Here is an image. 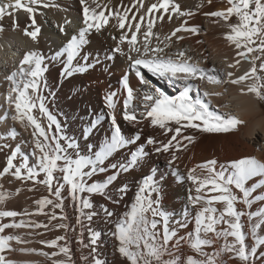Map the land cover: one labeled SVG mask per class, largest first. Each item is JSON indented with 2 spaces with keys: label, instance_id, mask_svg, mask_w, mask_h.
<instances>
[{
  "label": "snow or ice",
  "instance_id": "snow-or-ice-1",
  "mask_svg": "<svg viewBox=\"0 0 264 264\" xmlns=\"http://www.w3.org/2000/svg\"><path fill=\"white\" fill-rule=\"evenodd\" d=\"M41 2L42 0H11L7 4L0 3V19L4 16H14L19 10H24L29 14L33 26L31 31L25 29V35L36 41L41 28L36 25L35 14ZM80 3L84 5L83 26L78 32L68 36L65 27L60 26L59 31L67 37L63 47L50 56L38 50L25 52L19 67L6 77L12 85L7 97L10 105H14V114L11 115V119L25 130L31 126L33 149L30 153H25L21 149V144H17L14 149H11L6 166L0 171V177L10 174L21 182L32 181L34 184H43L57 198L53 200L44 197L35 201L37 213L42 212L46 205L63 209L62 191L67 188L71 199L78 205V225L83 223L81 217L91 223L97 215L95 211L85 212L86 209L94 208L92 196L99 195L115 204L120 203L123 196L127 194L129 186L124 183L116 189L121 194L120 199L113 198L110 188L123 174L143 168L151 154L169 153L171 159L167 163L169 167H173L178 158L173 148H185L187 144L182 141L190 144L194 140L193 136L184 135L186 129H196L206 133H227L243 123L235 116H225L210 110V101L205 98L221 93L203 90L198 82L206 80L211 84H220L224 81L213 74L215 68L202 67L200 62L194 61L184 50L172 55H163L170 45L164 43L163 47L160 46L163 42H160L158 34L153 32V19H147L146 30L143 32L144 40L138 46L137 33L141 32L142 22L146 17L159 11L168 14L167 19L171 21L172 14L185 18L191 17L193 12L182 10L176 0H155L150 4H146L145 0H134L132 7L137 13H142L131 17L137 22L125 23V20L129 19L127 10H124L123 15L118 9L110 10L108 13L109 16L116 18L120 29L131 32L130 38L127 34L119 37V43L113 51L127 59L129 71H134L141 85L151 84L144 74L143 70L146 69L152 76L166 81L169 86L178 91L174 95H169L160 88H153L151 91L144 92L142 97L138 96L137 90L130 82L129 73H125L120 81L126 93L123 98L122 118L135 131L130 135L123 133L115 114L118 93L109 92L104 97L108 109L107 117L110 120L109 134L105 135L98 147L89 143L94 130L105 119V116L100 114L82 128L80 138L84 143L81 145L79 140L68 135L61 121L50 110L49 97L54 96L55 93L49 91L45 94L44 91L48 88L44 74L50 64L61 65L60 76L69 78L76 73H86L101 63L98 56L93 58L90 53L84 52V48L89 44L87 37L91 30L95 29L99 32L109 21L103 10L97 13L96 8L101 7L97 0H92L96 8H90L86 0H80ZM212 3L213 0H207L209 6ZM227 4L228 6L223 9L205 12L204 15L216 18L214 22L222 20L227 25L229 31L225 33V39L238 50L237 56L247 60L251 65L242 75L234 76V73L230 71L227 76L230 83L245 85L240 89L242 93H254L264 98V0H227ZM50 6L48 3H43V7ZM100 17H104L100 23L89 22L90 19L96 20ZM164 18V15L156 17L161 21ZM13 26H16L15 21ZM2 30L0 28V31ZM182 30L198 34L199 26L188 27L187 19H183L180 26L172 31L170 36L164 38L165 41H171L172 37L182 40L184 37L177 36V33ZM153 36L158 41L155 46L150 43V38ZM126 40L127 50L122 46ZM107 59L111 60L113 57L108 56ZM240 62L241 60L237 59L235 65H239ZM233 66L229 65V67ZM133 101L137 103L133 105ZM141 108L143 111H140ZM8 114L7 112L4 114L5 119ZM44 120L47 121L46 124ZM145 124L151 128L161 129L162 133L165 136L170 135V138L167 142L151 135L142 139ZM8 135L15 139L18 133L13 128ZM148 146H151V152ZM3 148H10V146L5 144L0 147V150ZM122 150H127L128 155L122 160L113 162L115 156ZM14 161L17 162L14 163ZM198 167L206 170L208 174L201 178L194 175L195 169L188 170L187 180L197 185L196 194L192 195L190 192L188 196L189 205L194 212L191 221L188 219L190 215L188 207L184 209L183 218L179 220L175 219L173 213L163 209L159 193L160 184L165 177L160 174L157 179L156 169H152L150 175L142 177L134 200L126 206L127 210L116 220H112L116 213L106 205H101L105 218L112 223L109 235L113 241V248L127 264H218L219 258L225 252L231 253L238 259L239 264H254V258L257 255L264 261V235L261 234L264 232V208L245 213L238 211L235 207L238 201L249 208L255 201H264V194L253 195L258 188L264 187V161L255 156H245L219 165L217 160L212 159ZM41 174L43 179H39ZM98 174L103 176L98 178ZM172 174L179 181L185 180V176L181 175L178 169L174 168ZM253 178L257 179L248 186ZM54 181L55 186H53ZM31 190L33 189L30 188L29 191ZM20 191L21 189H16L17 193ZM208 192L214 194L207 195ZM237 192L242 195H237ZM85 193L87 195H84ZM6 199L7 194L0 191V206L5 204ZM214 202L222 203L223 211L213 207ZM217 212L219 215H216ZM31 215L27 209L23 212L0 210V220L13 218L8 223L0 222V264H17L13 259L7 258L5 253L36 251L32 248L13 247V242L28 244L31 241L25 240L20 235L5 232L9 228L48 227V225L23 218ZM245 215L250 225L248 232L244 231V225L241 223V217ZM18 216L22 217L19 222L15 220ZM56 219L57 215L53 212L49 220ZM190 222L194 225L193 230L183 236L179 235V231L186 229ZM218 224H226L227 227L217 230ZM57 227L67 229L69 225L61 223ZM87 230L91 233L89 243L84 244L83 229L79 243L90 248L92 264H108L98 252L102 233L91 228ZM33 234L27 233L29 236ZM209 234H212L215 239L223 237L224 246L211 252L206 251V248L215 244V239L209 238ZM229 237L232 238L231 242ZM249 237L250 243L246 242ZM58 241L66 243L61 246L58 245ZM40 243L59 247V253L67 257V261L54 260L53 264H69L71 261V248L68 246L66 236H58L53 240L40 241ZM183 244L191 250L190 254L181 251ZM50 255L55 257L58 253L53 252ZM81 259L87 261L88 257H81Z\"/></svg>",
  "mask_w": 264,
  "mask_h": 264
},
{
  "label": "bare ground",
  "instance_id": "bare-ground-1",
  "mask_svg": "<svg viewBox=\"0 0 264 264\" xmlns=\"http://www.w3.org/2000/svg\"><path fill=\"white\" fill-rule=\"evenodd\" d=\"M11 0H0V3L7 4ZM90 8H96V4L92 0H86ZM155 2V0H145L146 4ZM181 5L182 10L192 11L191 17L180 18L175 14L173 19H167L168 14L162 12H155L149 17H146L142 22L141 32L137 33L138 46L143 43V32L146 30L147 19H153V32L158 34L161 47L164 43H169V47L165 49L163 55H172L180 50L186 51L187 55L191 56L194 61L200 62L201 66L206 69L215 68L213 74L218 75L223 83L211 84L205 81H199V85L203 90L210 93H221L220 95H212L206 97L205 100L210 101V110L218 112L222 115L235 116L243 123L237 125L234 130L227 133H206L196 129H186L184 135L193 136L192 143L182 141L187 144V147L175 149L173 151L177 155V160L173 167H169L168 160L171 159L169 153L151 154L143 168L135 169L127 174H123L119 181L110 188V193L114 199H120V193L116 189L126 183L129 190L120 203L115 204L110 200L105 199L99 195L91 197L94 208L86 209L85 212L95 211L97 215L89 223L81 217L82 225L77 224L78 205L73 202L69 191L65 188L62 191L63 209L54 208L53 205H46L42 212L37 213V205L35 201L47 197L56 200L57 198L51 194L46 186L32 181H24L15 179L10 174L0 177V191L7 194V199L4 205L0 206V210H15L23 212L25 209L32 215L23 217L25 220L37 222L42 225H48L47 228L41 227L20 229H6V234H16L22 236L25 240H30L28 244H16L13 242V247L32 248L34 252H12L6 254L7 258L13 259L17 264H53L54 260H66L67 257L63 253H59V247H52L40 243V241H50L58 236H66L68 246L71 248V261L69 264H92V257L90 256V248L84 247V244L89 243L91 233L87 230L91 228L94 231L102 233L99 239L98 252L102 259H105L108 264H127L124 258L115 252L113 248V241L109 235V230L112 228V223L107 221L101 205H106L110 210L116 213L112 220H116L124 211L126 206L134 200L138 184L143 176L150 175L152 169H156V178L163 174L165 179L160 184V200L163 209L169 213H173L175 219H182L183 212L186 207L189 208L190 215L188 217L191 221L194 212L189 205L188 196L191 192L195 195V188L197 185L192 181L187 180V173L189 169H195L194 175L203 178L208 173L206 170L198 167L204 162L215 159L219 164H224L230 160L239 159L245 156H255L257 159L264 161V104L262 99L254 93H242L241 87L245 85H234L230 83L227 76L228 72H233L234 76L242 75L247 71L251 65L247 60L241 59L237 56V49L225 39V33L229 31L227 25L219 20L214 22L216 18L207 17L205 12L223 9L228 6L227 0H213L211 6L207 4V0H176ZM43 3H48L50 7H43ZM101 7L96 8L97 13L101 10L105 12V17L108 23L104 25L99 32L92 29L88 35L89 44L85 46L84 52L90 53L93 58L99 57L101 63L94 68L89 69L86 73H76L72 77L65 78L60 76L61 65L50 64L44 74L47 80L48 88L45 89V94L51 91L55 93L54 96L49 97V108L61 121L65 127L68 135L75 137L81 145L84 141L80 138L82 128L85 127L91 119H95L98 115L103 114L105 119L101 121L98 128L94 130L89 143L95 144L97 147L103 141L106 134H109L110 120L107 117L108 109L105 105L104 97L109 92H117V103L115 114L117 121L125 135H130L135 129L122 118L123 114V98L126 95L120 83L121 78L125 73H129L130 82L137 90V95L141 96L146 91H151L153 88H160L169 95H174L178 89L173 88L167 84L166 81L152 76L147 70H143L147 79L151 82L150 85H141L136 78L134 71L130 72L128 61L124 56L114 52L119 43V37L122 34H127L130 38L131 32L127 29H120L118 22L114 16H109L110 10L118 9L121 14L127 10L129 19L125 20L126 24H133L137 22L131 19L133 16H138L142 13H137L136 9L132 7L134 0H97ZM202 5V6H201ZM83 8L84 5L80 0H42L41 4L37 6L35 14L36 25L41 28L38 34V39L33 41L30 37L25 35V29L33 30L31 18L24 10H19L14 16H4L0 19V147L8 144L10 148H3L0 150V171L6 166L7 156L11 149H14L17 144H21V149L25 153H30L33 149V143L30 136L31 126L27 130L17 122L11 119L14 114V105H10L7 97L10 94L11 82L6 77L19 67L20 61L25 52L30 50H38L43 52L46 56H50L55 51H58L66 43L67 37L59 31V27H65L68 36L76 34L81 26H83ZM91 15V13H90ZM164 15L163 21L156 19L157 16ZM104 17L96 20H91L90 23H100ZM187 19V26H199V33L192 34L187 31L177 33V36L184 37L182 40H177L172 37L171 41H165L166 36H170L183 22ZM15 21L16 26H13ZM70 22V23H66ZM235 22V19H233ZM150 43L155 46L158 41L155 36L150 38ZM127 50V40L122 45ZM259 55V53H257ZM112 56L113 59H107ZM240 59L239 65H235V61ZM91 62V60L89 61ZM234 65L229 67V65ZM137 101H133L135 105ZM140 111H143L141 108ZM9 113L7 118H4L5 113ZM38 115V113H37ZM46 124L47 121L44 120ZM15 128L18 135L15 139L9 137L11 129ZM154 136L164 142L170 138L162 133L159 128H151L146 124L143 126V138L147 136ZM151 152V146H148ZM128 155L127 150H122L119 155L115 156L116 160H122ZM17 161H14L16 163ZM31 162V159H30ZM175 169H178L180 174L185 176L184 181H179L172 174ZM217 170L218 167H217ZM103 174H98V178ZM39 179H43V174ZM257 178H253L249 182L254 183ZM55 186V181L53 182ZM211 187V186H208ZM19 188L21 191L16 192ZM33 189L29 191V189ZM203 191V190H202ZM235 191V189H234ZM207 195L214 193L208 192ZM237 195H242L236 193ZM264 194V187L258 188L253 195ZM84 195H87L86 193ZM156 195L155 193L153 194ZM213 207L219 211H223L224 205L220 202H214ZM235 207L238 211L256 212L260 208H264V201H255L251 208L237 202ZM55 212L56 220H49L51 214ZM219 215V212L216 213ZM66 217L61 219L60 217ZM22 217H16L15 220L19 222ZM13 218H2L0 222L8 223ZM67 224V229L58 228V224ZM241 223L244 225V231L248 232L250 225L247 216L241 217ZM193 223H188L186 229L180 230L179 235L183 236L187 232L193 230ZM226 224H218L217 230L226 228ZM83 229L84 244L79 243L81 230ZM34 233L32 236L27 233ZM264 235V232H261ZM209 238L215 239L212 234ZM229 242L232 238L229 237ZM251 242L249 237L246 241ZM65 241H58V245H64ZM225 244L223 237L215 239V244L212 247L206 248V251H213L214 249L222 248ZM181 251L185 254H190L191 250L186 244L182 245ZM57 252L58 255L52 257L50 254ZM41 253H48V256ZM81 257H88L85 261ZM218 264H239L238 259L234 258L231 253H223L219 258ZM254 264H264V261L257 255L254 258Z\"/></svg>",
  "mask_w": 264,
  "mask_h": 264
},
{
  "label": "rangeland",
  "instance_id": "rangeland-1",
  "mask_svg": "<svg viewBox=\"0 0 264 264\" xmlns=\"http://www.w3.org/2000/svg\"><path fill=\"white\" fill-rule=\"evenodd\" d=\"M262 103L264 104V100L262 99Z\"/></svg>",
  "mask_w": 264,
  "mask_h": 264
}]
</instances>
